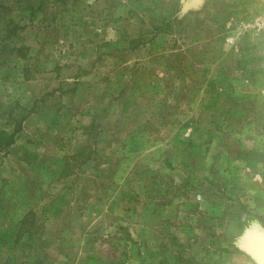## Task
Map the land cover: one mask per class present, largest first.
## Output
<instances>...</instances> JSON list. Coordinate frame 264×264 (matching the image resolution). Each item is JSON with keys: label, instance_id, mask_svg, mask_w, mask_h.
Here are the masks:
<instances>
[{"label": "rangeland", "instance_id": "1", "mask_svg": "<svg viewBox=\"0 0 264 264\" xmlns=\"http://www.w3.org/2000/svg\"><path fill=\"white\" fill-rule=\"evenodd\" d=\"M179 3L0 0V264H253L264 0Z\"/></svg>", "mask_w": 264, "mask_h": 264}, {"label": "water", "instance_id": "2", "mask_svg": "<svg viewBox=\"0 0 264 264\" xmlns=\"http://www.w3.org/2000/svg\"><path fill=\"white\" fill-rule=\"evenodd\" d=\"M183 11H185L184 8L180 12ZM233 238L238 240L233 247L247 255L253 264H264V228L260 227L257 222L251 223Z\"/></svg>", "mask_w": 264, "mask_h": 264}, {"label": "trees", "instance_id": "3", "mask_svg": "<svg viewBox=\"0 0 264 264\" xmlns=\"http://www.w3.org/2000/svg\"><path fill=\"white\" fill-rule=\"evenodd\" d=\"M176 13H179V10ZM165 24H166V22L162 21V25H165ZM0 135H2V137H0V139L2 140V142H5V145H9L10 143H12V134L11 133L8 134L9 137L7 138L6 133L0 130ZM238 218H239L240 224H242V225H248L249 223L260 222V219L255 214H253L249 211H242V210L239 211L238 212ZM22 219H23V217L20 218L19 223L22 222ZM233 244H234V242H233Z\"/></svg>", "mask_w": 264, "mask_h": 264}, {"label": "flooded vegetation", "instance_id": "4", "mask_svg": "<svg viewBox=\"0 0 264 264\" xmlns=\"http://www.w3.org/2000/svg\"><path fill=\"white\" fill-rule=\"evenodd\" d=\"M193 0H182L180 3H179V5H178V7H176L175 8V12H178V10H179V12L181 11V9H183L184 8V10L185 11H187V10H189V9H192L195 5H198V2H200L201 0H194L193 2H192ZM191 2H192V4H191ZM249 225H251V223H249L248 225H242L241 224V227H242V230L244 229V228H246V227H248ZM234 245H236L237 244V242H238V240H236V239H234Z\"/></svg>", "mask_w": 264, "mask_h": 264}]
</instances>
